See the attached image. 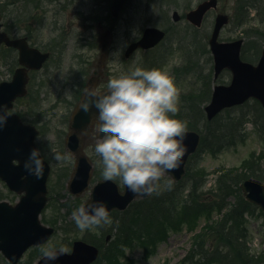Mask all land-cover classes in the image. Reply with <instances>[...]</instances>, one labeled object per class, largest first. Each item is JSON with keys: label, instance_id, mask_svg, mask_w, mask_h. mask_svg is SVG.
Masks as SVG:
<instances>
[{"label": "rangeland", "instance_id": "1", "mask_svg": "<svg viewBox=\"0 0 264 264\" xmlns=\"http://www.w3.org/2000/svg\"><path fill=\"white\" fill-rule=\"evenodd\" d=\"M1 1L5 2L6 0ZM8 1L12 2L10 4L11 7L7 8L4 14V6L0 3V16L2 17V23L5 24V27L10 32H13L11 26H15V30L19 27L18 25L24 28L23 22L29 20L31 16H43L40 24H38V20H35L32 24L28 23L30 26L29 30L33 31L34 35H37L34 38L36 45L43 51L52 52L53 57L42 71L32 74L29 98L26 101L19 102L18 106L16 105V109L21 112L22 117L26 121L33 123L39 128L41 146L45 154L52 158L54 151L52 152L51 145L57 143L55 141L56 137H60L62 140L67 115L75 100L72 86L78 85L76 90L79 91L90 62L93 66L86 80L92 76L93 70L96 71L98 69L101 55V38L108 27H110L108 25L110 21L108 22L106 18L108 12H110L112 0H28V3L25 2L26 0H17L18 3L15 0ZM201 1L203 0H165L166 4L163 3L164 0H130L122 17L113 22L112 37L107 39V58L102 62L104 74L99 81V90L107 89V83L113 76L129 71L134 60L137 66L147 69L143 66L146 58L149 60L148 62L153 64V66H149V70L159 69L173 77L179 92L178 112L176 115L180 111V103L183 99L188 96L202 97L206 89L203 78L209 73H211V76L214 75L213 63L202 61L200 63V68H202L200 73L202 74H197V72L177 79L172 73L174 66L183 64V58L187 50L184 44V39L188 33L185 19L178 25H175L172 21L170 22L167 26L169 36L159 50L152 53L140 51L129 59L124 56L129 44L136 41L146 27L155 26L162 28L164 26V20L160 14L162 12L161 8L166 9L171 18L175 10L179 11V14L184 17L190 9ZM219 2V9L210 15L205 26L209 35L211 34L215 15L224 13L233 17L237 5L234 0H219ZM165 4L166 7H163ZM37 7L39 9H36ZM263 10H261L262 15L264 13ZM102 19H105V23H102ZM237 20L236 18L235 23H230L222 31L220 40L244 39L249 56L258 55L257 62L264 47V37L262 36V33H264V21H261L255 10L250 13L247 23L237 24ZM18 31L19 34L13 33L16 37H20V34H23L20 28ZM257 33L260 35H257ZM65 38H67L66 50L63 54H58V48L63 45ZM88 44L92 48L85 46ZM256 45L260 47V51H258ZM53 49H55V52L52 51ZM117 55L119 63L114 64L113 59ZM160 60H164V64L156 68L154 65L156 61ZM16 68L15 53L12 54V52L7 50L0 53V82L9 81ZM221 81L225 84L230 81L228 72L222 74ZM66 92H71L70 99L65 96ZM66 131H68L67 128ZM246 135L247 140L245 142L239 143L235 147L217 155H212L208 152L203 153L200 156V161H196V170L204 173L208 178L204 191L215 188L217 177L221 173L240 171L243 167V162L247 159L262 158L264 167L263 135L260 133L259 128L252 123L248 124ZM92 136L91 140L95 145V139L97 138L95 131ZM92 143L88 147L90 150L94 146ZM88 148L86 151L91 155ZM64 154H66L65 151ZM69 165L65 168L66 170L64 169L65 172L62 176L67 173ZM64 166H66L65 163L62 164V167ZM55 169L58 170L56 165ZM169 180L170 178L165 175L162 177L160 185L162 186L163 183L167 184ZM117 183L121 190H124V185L118 179ZM56 188L55 190L59 194H57L56 198L53 196L50 198L49 196L50 205L41 216L45 225L51 226L56 230L54 236L50 239L51 245L54 247H59L60 245L69 246L77 239L89 237L92 242L103 248L102 250L105 254L97 264H175L180 259H183L192 247L193 235L198 233L200 229H204L213 218L218 219V215L215 214L212 217L205 215L193 218L190 222H183L179 219L176 227L170 228L160 240L124 243L118 249L112 251L113 247L117 246L116 239L115 243L114 239L106 241V237L111 233L109 228L112 223L100 228L80 231L72 219V213L77 207L75 208L71 199H68L64 195L65 192H62L64 189H61V182ZM89 195V191L85 192L82 197L77 199V202L82 204V202L87 201ZM18 200L19 195L11 192L0 180V202L7 201L11 204H16ZM130 208L123 212H115L116 214L112 213V222L115 223L119 215L122 216L121 213H129L128 210ZM131 214L132 210L128 216ZM247 219L252 252L259 253L264 251L263 213L257 211L253 216H248ZM111 235L114 237L113 234ZM42 254L40 247L32 248L19 264H35ZM0 264H9L1 253Z\"/></svg>", "mask_w": 264, "mask_h": 264}, {"label": "water", "instance_id": "2", "mask_svg": "<svg viewBox=\"0 0 264 264\" xmlns=\"http://www.w3.org/2000/svg\"><path fill=\"white\" fill-rule=\"evenodd\" d=\"M126 2L127 0H113L111 12L114 17L120 16ZM217 7L218 0H206L187 13L186 18L194 26L200 28L207 14ZM174 19L175 21L180 19L178 12L174 13ZM228 23V15L218 14L209 40L210 50L214 57L215 79L225 69L232 72V81L229 85H217L214 88L211 102L206 107L209 120H213L223 110L241 105L250 98L259 100L264 107V49L257 65L244 62L241 59L243 39L232 42L219 41L220 33ZM165 35L161 29L147 28L138 41L130 44L126 56L129 57L138 49L154 48L165 38ZM2 43L18 49L19 63L23 66L16 70L11 82L0 84V105L7 106V109L11 110L14 101L27 94L28 70H40L50 54L30 47L24 38L9 39L1 32L0 24V45ZM105 47L106 43L103 44V48ZM96 85V78L93 77L87 89L96 88ZM84 99L85 93L73 113L70 133L67 137L68 147L76 157L75 169L69 183V189L74 194H81L88 189L93 170L89 157L83 151L87 136L83 139L80 137L84 129H90L91 121L97 115V110L93 107L91 113L82 111L80 105ZM38 135L39 131L35 126L24 124L16 114H11L7 125L0 130V179L11 191L22 195L20 202L15 206L8 202H0V252L11 264H18L30 247L39 246L48 241L54 233L53 228L44 226L40 221V214L47 203L50 166L41 156L44 161L42 179L30 175L24 168L31 151L38 148L36 144ZM185 135L184 143L187 151L180 166L166 173L174 181H180L183 178L190 156L197 151L200 145L201 138L197 132L186 131ZM241 188L246 199L259 205L264 212V184L258 180L248 179ZM148 196H136L126 186L125 190L121 191L114 181L104 180L93 187L90 200L85 204L103 202L111 213L115 209L125 210L135 199ZM98 257L99 249L96 246L84 241H76L72 252L60 256L53 264H92ZM37 264H49V262L42 257Z\"/></svg>", "mask_w": 264, "mask_h": 264}, {"label": "trees", "instance_id": "3", "mask_svg": "<svg viewBox=\"0 0 264 264\" xmlns=\"http://www.w3.org/2000/svg\"><path fill=\"white\" fill-rule=\"evenodd\" d=\"M15 2L18 3L17 0ZM25 2L28 3L29 1L26 0ZM0 3L4 6V14L5 2L0 0ZM235 3L237 5L233 17L231 16V23H235L236 18L238 19L237 24L247 23L251 10H255L261 21H264V13L263 15L261 13L264 0H236ZM163 12L161 13L162 17L168 21V12ZM109 15L108 13L106 20L110 19ZM32 19V16L29 17L27 22ZM41 19L38 20V23L41 22ZM102 23H105V19H102ZM27 28L21 32L36 44L34 38L37 35H34V32ZM166 29L169 31L168 28ZM257 35L260 34L257 33ZM208 39L209 34H207L205 27L198 30L189 28L184 39L187 48L185 64L176 71V77H186L197 72V74H202L200 73L202 71L200 63L202 61L212 63ZM66 43L67 38L64 39L63 45L58 48V54L64 53ZM85 46L92 48L89 44ZM256 48L260 51L258 45ZM52 51L55 52V49ZM249 55L244 45L243 59L250 62L257 60L258 55ZM159 62H164V60ZM85 76L86 72L81 82L80 87L82 88L85 86ZM203 82L206 86L204 95L202 97H186L182 100L179 113L172 116L174 119L186 121L187 129L198 131L202 135L199 151L188 162L184 180L179 183L169 181L171 183L170 188L167 186L169 182L160 185L159 190L154 192L151 197L135 201L131 205L128 210L129 213L132 210L131 215L128 216L129 213L119 215L110 229L114 235V243L115 239L117 241V246L113 247L112 251L124 243L160 240L170 228L176 227L179 219L183 222H190L193 218L205 215L212 217L215 214L218 215V219L213 218L203 231L194 237L193 245L186 256L175 264H264V251L253 253L251 250V238L248 229L247 217L253 216L258 209L245 200L240 188V185L247 178L264 181L262 158L248 160L240 171H227L220 174L216 187L207 191H204V187L208 178L204 173L197 171L195 167L196 161H200L202 153L208 152L217 155L245 142L247 140L246 125L249 121L254 122L264 138V109L260 103L251 100L243 106L226 110L214 120L208 121L204 107L210 101L212 94L211 73L203 78ZM28 98L29 96L24 101ZM39 147L45 159L51 162L52 159L45 154L40 142ZM100 167H102L101 158L97 157L95 170V177L97 178L103 177ZM65 170L61 174H57L56 180H53L57 185L59 182L61 185L65 183L71 172V167L62 176ZM51 187L53 188V185ZM104 255L102 253V257Z\"/></svg>", "mask_w": 264, "mask_h": 264}, {"label": "clouds", "instance_id": "4", "mask_svg": "<svg viewBox=\"0 0 264 264\" xmlns=\"http://www.w3.org/2000/svg\"><path fill=\"white\" fill-rule=\"evenodd\" d=\"M118 58L117 55L113 59L114 64L119 63ZM65 96L70 99L71 92ZM178 100L172 76L159 69L139 67L135 60L129 71L108 81L106 92L95 87L85 91L80 108L91 113L94 107L97 115L80 138L88 136L90 130L98 133L95 153L101 158L105 181L118 179L136 196L151 195L159 190L166 173L179 168L187 151L184 143L187 122L172 118L178 112ZM10 115L7 106L0 105V130L7 125ZM69 158L59 152L53 155L59 163ZM24 168L37 179L43 178L44 161L38 148L31 151ZM167 186L170 188L171 183ZM72 219L82 232L112 223L103 202L80 204ZM39 247L49 264L71 251L67 245L52 246L51 240Z\"/></svg>", "mask_w": 264, "mask_h": 264}, {"label": "flooded vegetation", "instance_id": "5", "mask_svg": "<svg viewBox=\"0 0 264 264\" xmlns=\"http://www.w3.org/2000/svg\"><path fill=\"white\" fill-rule=\"evenodd\" d=\"M14 37H16V36H14ZM5 49H10V50L14 51V52L16 53V55H17V58H18V52H17L16 50L11 49V48H7V47H5V46H2V47H1V49H0V53L4 52ZM17 65H18V62H17ZM51 148H52V152L54 151V153H55V152H59V153H61V154H64V153H63V150H62V145H61L60 142H57L56 144L53 143V144L51 145ZM53 155H54V154H53ZM92 155H93V157L95 158V156H94L95 153H92ZM51 159H52L51 162L48 161L49 164H50V166H51V168H52V169H51V170H52V172H51V176H52V179H53V180H56L57 174H61L62 171L67 167V165H68V160H67L66 162H64V163L66 164V166L62 167V164H64V163H59V162L55 161V160L53 159V157H52ZM95 160H96V159H95ZM55 165L57 166L58 170H59L60 168H62V169H60V171H58L57 169H55ZM56 186H57V184L54 182V184H53V188L51 187V191H52L53 193L55 192V195L58 194V191L55 190V189H57ZM74 205L76 206L77 204H74Z\"/></svg>", "mask_w": 264, "mask_h": 264}]
</instances>
